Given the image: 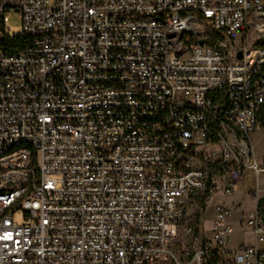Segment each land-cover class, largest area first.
I'll list each match as a JSON object with an SVG mask.
<instances>
[{"label":"built area","instance_id":"obj_1","mask_svg":"<svg viewBox=\"0 0 264 264\" xmlns=\"http://www.w3.org/2000/svg\"><path fill=\"white\" fill-rule=\"evenodd\" d=\"M262 40L264 0H0V264H264Z\"/></svg>","mask_w":264,"mask_h":264},{"label":"rangeland","instance_id":"obj_2","mask_svg":"<svg viewBox=\"0 0 264 264\" xmlns=\"http://www.w3.org/2000/svg\"><path fill=\"white\" fill-rule=\"evenodd\" d=\"M7 27L10 28V34L13 35L16 32H18L21 28V23L18 20L16 15H9L8 17V22H7ZM250 44L254 43V39L255 36L254 35H250ZM251 144H252V153L255 156V158L257 159V161L259 162L260 166H262V168H264V132L259 131L255 134H253L251 136ZM243 183L241 184V182L239 183L237 189L233 192V194L227 198H225L226 202H231L233 200L238 201L239 198L242 196V193L244 192V187H246V185L248 184L250 185H254V178L253 175H251L250 173H246L244 175V177L242 178ZM241 180V181H242ZM260 190H264V177H260L259 178V191ZM194 216V215H192ZM17 220H19V218H16ZM196 220L191 217V218H187L186 223H193ZM199 223V224H198ZM197 223L196 226V230L203 235V237H206L209 235L210 232V228H209V212L208 215H206L204 218L201 219V221L199 220V222ZM169 264H172L171 261L168 262Z\"/></svg>","mask_w":264,"mask_h":264},{"label":"crops","instance_id":"obj_3","mask_svg":"<svg viewBox=\"0 0 264 264\" xmlns=\"http://www.w3.org/2000/svg\"><path fill=\"white\" fill-rule=\"evenodd\" d=\"M243 183V180L241 181V184ZM250 186L247 184L246 187H244V192L242 193V196L239 198L238 201L235 202V200L231 201L230 203H233L236 206V211L232 214V216L229 219V223L233 228V233L231 237V241L229 245L227 246V251L233 252L239 249L242 246L252 245L253 244V236L248 231L245 230L241 225V219L243 215L251 210L253 208V202L250 195H247L248 189ZM260 196H264V190H260ZM206 236V238H208Z\"/></svg>","mask_w":264,"mask_h":264},{"label":"trees","instance_id":"obj_4","mask_svg":"<svg viewBox=\"0 0 264 264\" xmlns=\"http://www.w3.org/2000/svg\"><path fill=\"white\" fill-rule=\"evenodd\" d=\"M3 42H4V47H5V48H8V47H10V46L12 47L13 45H14V46L21 45V40H20V39H17V38H15V39H13V40H11V41H9V39H6V40H4ZM10 44H11V45H10ZM256 45H257L258 47L264 49V40L258 42Z\"/></svg>","mask_w":264,"mask_h":264},{"label":"water","instance_id":"obj_5","mask_svg":"<svg viewBox=\"0 0 264 264\" xmlns=\"http://www.w3.org/2000/svg\"><path fill=\"white\" fill-rule=\"evenodd\" d=\"M241 57V55L240 54H238V58H240Z\"/></svg>","mask_w":264,"mask_h":264}]
</instances>
